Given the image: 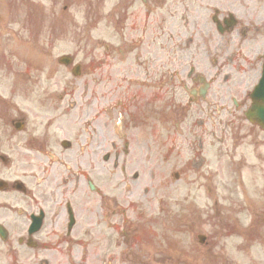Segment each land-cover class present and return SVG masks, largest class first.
Returning <instances> with one entry per match:
<instances>
[{"label": "flooded vegetation", "instance_id": "af4514ba", "mask_svg": "<svg viewBox=\"0 0 264 264\" xmlns=\"http://www.w3.org/2000/svg\"><path fill=\"white\" fill-rule=\"evenodd\" d=\"M104 16L107 26L108 21L114 23L113 31L121 43L116 49L118 60L127 59L128 65L108 71L112 51L105 46L101 72L85 74L93 85L89 82L82 93L86 116L82 123L76 126L67 121L72 125L60 126L61 107L51 108L56 118L40 112L41 122L23 145L35 154L14 151L21 142L13 133L0 132V225L7 230L28 226L26 237L18 240L22 250H10L14 255L40 246L39 233L48 230L45 222L50 220L53 198L74 195L81 186L80 161L63 168L66 177L59 171L52 175L57 188L53 193L49 172L35 184L32 160L41 154L58 164L64 161L58 155L66 159L69 150H73L69 156L77 159L95 157L99 150L110 162L112 122L105 120V115L109 117L113 110L126 116L120 119L119 130L129 133L127 126L142 130L145 125L147 132L143 133L152 138L156 159L150 161L154 169L148 175L149 183L162 181L166 165L181 166L175 171L177 178L182 170L191 175L201 171L195 175L207 179L223 173L242 175L249 156L257 157V147L264 144V139L256 140L255 124L246 116L259 77L252 81L250 75L260 73L264 57V0H120ZM256 57L255 61L248 59ZM3 113L10 118L8 111ZM135 118L137 124L133 125ZM124 142L122 153H131L130 142ZM114 155L117 164L119 153ZM196 165L199 169L193 167ZM91 171L97 178V166ZM64 202V208L61 204L56 209L57 216L69 218L68 207L72 205L75 222L70 233L74 227L82 229L73 206L76 201ZM215 205L226 208L217 201ZM41 211L45 213L43 225L31 234L29 227L38 223Z\"/></svg>", "mask_w": 264, "mask_h": 264}, {"label": "rangeland", "instance_id": "374dc122", "mask_svg": "<svg viewBox=\"0 0 264 264\" xmlns=\"http://www.w3.org/2000/svg\"><path fill=\"white\" fill-rule=\"evenodd\" d=\"M12 1H19V0H0V7L4 6L5 8H8L9 4ZM35 3H43V13H44V20L47 21V23H44V27L40 30V38L38 41L34 42V46L37 48V54L34 55V53H26L27 55L35 56L36 58H33L32 60H25L24 55L17 54L16 50H19L18 52L20 54H24L27 48L26 45H28V41L30 39V32L31 30H26L25 25H20L17 21H14L11 19V25L10 23L6 27H2V23L0 22V43L4 47V50L8 48L9 51V59L11 60L10 64V76L11 81L10 83L14 82L16 88L20 85L22 82V79H27L30 83L28 85L30 88L26 90L23 94L21 93V90H19L16 94H11V100L8 107H1L0 111L3 110H9L10 114H21L20 111L24 114V111H26L28 114H34L35 111L40 109L41 103L38 105L39 101L42 102V99L46 98V95H57L58 93L64 94V98H60L55 96L52 101L51 105L56 106L57 104H60L65 110L60 109L58 112L61 114V118H66L64 122H60L61 125H72V123L67 121H73V123H77L76 126H78L79 123H82V121L86 118L85 116V110L77 107H72V103L77 104L78 99H74L73 95H70L71 93L78 94L81 91H85V88L87 86V79H85L84 76L76 77L74 78L73 75L70 74L69 69L65 67H61L56 63V58L62 54H72L76 56L77 61H81L82 63L85 62L89 58L88 54L85 56V52L87 50V44L83 41L84 37V7L83 3L74 2L73 6L69 9L67 13H65L62 9L63 3L62 0H33ZM56 1V2H54ZM115 1V0H114ZM33 9L36 10V7L33 6ZM10 13L11 8H9ZM2 12V11H1ZM8 11H5L7 13ZM11 16V15H10ZM69 16L74 18V22L69 19ZM60 17H62L63 23H66V29L67 35L64 37V40L59 39L55 41V38L53 37L51 33V27L52 22L50 21H58L60 20ZM4 19V17H3ZM2 20V19H1ZM61 22V21H60ZM34 27L37 26L36 22L31 23ZM59 27V25H58ZM32 28V26H31ZM7 29V30H6ZM60 29V28H59ZM3 30H6L5 34H3ZM33 31V29H32ZM98 33L96 34H102L100 32V29L97 30ZM58 32V31H57ZM55 36V35H54ZM70 36V37H67ZM101 36V35H100ZM71 39L70 41H68ZM21 41L24 43L22 44ZM115 46L118 45L117 41L111 42ZM40 47V48H39ZM48 49L51 50V55H49ZM16 54V55H15ZM11 55H14L13 57ZM51 56V57H50ZM109 62L113 65L111 68V71H117L118 67H120V64L114 63L113 59L114 57L112 55L109 56ZM257 58H253L252 61H255ZM234 60H242V59H234ZM126 66V64L122 65ZM1 68V65H0ZM0 76H4V72L0 71ZM250 77L252 78V81L256 80L258 77V71L252 72ZM2 81L0 82V96L7 95L6 89L1 85ZM90 85H93L92 82L89 83ZM12 84L10 87L13 86ZM75 100V101H74ZM37 102V105L35 104ZM68 104V105H67ZM11 105V107H10ZM67 105V106H66ZM18 108V109H17ZM19 110V112H17ZM123 112V111H122ZM122 112L119 113V111L113 110L111 115L108 117V115H105V120L110 118V121L112 122L111 128H110V141L112 150V159L109 161H105L103 158V153H100L99 150H97V155L95 157L90 156V158H80L77 159V157H70L69 155L72 154L73 150H69L66 155V159L62 155H58V158L61 160H64L63 163H52V165L49 164L48 166V158H45L43 155L39 154L38 162L34 165V171L38 172V177L45 175L49 172L50 174V183L52 186V192L54 193L57 191V188L53 182V174L56 172H63V178L66 177L67 173L66 170L63 168H67V165L72 166L75 162L81 163V160H86L85 165L83 167L84 171L88 172L93 167L98 168V175L97 179L98 181H94L97 186L98 193H92V190H88V182L91 180L88 178V175L85 173V181L83 180V177L80 176L78 178L79 184L80 182L83 183L80 187L78 192H76L74 195H71L69 193L64 195V198L61 199L59 196L58 198H53L52 202L50 203V210L53 206V210L50 211L58 213L55 211L61 206V203L63 202V208L65 207L66 200H72L76 201L77 203V211L81 210L79 199H83L84 201L91 204L92 208L89 211L85 209L89 213L87 217L86 212L81 214V222L84 223L85 228L81 229L79 226L74 227L72 229V234L68 230V217L64 214L60 217H50V220L45 222L47 224V229L44 228V230L41 231L39 236L40 238H50L52 240L57 239V248L54 250L53 255H55L56 262L53 264H76L79 260H81L80 264H150L149 262H145L142 257L145 256V252L143 247L135 244V239L130 235V230L133 231L134 225L132 223H129V221L138 220L139 216H137L136 211L139 210L137 204H143L144 196L143 191H145L146 188H152L149 184V177L148 175L150 172L154 169V166H152V163L150 161H153L156 159V152L154 150V145H152L151 137L147 138V136L143 132L146 131V126L144 125L142 130L140 128H132L127 126L125 130H127L129 133L123 132L122 130H119V121L121 118H126ZM31 118V116H29ZM138 117V115H137ZM10 119L0 120V126L6 122H10ZM103 119V117H102ZM76 121V122H75ZM128 122V119L126 120ZM125 121V125L127 122ZM101 123V122H100ZM136 123V118L133 120L132 124ZM134 125V124H133ZM139 125V124H138ZM72 127V126H69ZM75 127V126H74ZM130 128V129H129ZM256 138L258 142L262 141V138H264V132H262L260 129L256 128ZM140 131V132H139ZM135 133L142 135L141 137H138L135 135ZM21 137H24V134H21ZM144 137V138H143ZM124 141L130 142L131 146V153L129 154H123L122 148H124ZM97 143V139L95 140ZM100 142L102 143L103 140L100 139ZM262 149H264V144L262 146L258 147V151L260 152ZM108 150V148H107ZM119 153V160L116 164V157L114 153ZM90 161V162H89ZM248 162H250V166L247 167V170L249 172L251 166L253 163H256L254 158L249 157ZM88 162L90 163L89 167L92 165V167H88ZM259 168L258 171L256 170L255 173H247L243 174L242 183H244V186H239V192L238 194L242 197L244 195L249 194V196H252L257 202L260 204H264V162L258 161ZM64 165V166H63ZM124 166V167H123ZM45 168L46 170L44 172L41 171V168ZM82 167V166H81ZM126 167V168H125ZM166 167V168H165ZM164 168V172L162 173V176L166 178L168 181L165 185H163L165 190L166 196L170 194V197L173 196V193L176 194L179 192V195L181 197H184L187 194V191L189 190L190 186L186 184L191 181V178L187 179L186 182H183L185 180V177L190 174L187 170L181 171V177L179 179V182L174 183V177L173 174L175 171H180L181 166L175 165H166ZM182 169V168H181ZM207 170V169H206ZM166 171V172H165ZM246 171V170H245ZM244 171V173H246ZM211 172V170H210ZM138 173V178L136 179L134 177V174ZM88 174H90L88 172ZM48 178V179H49ZM229 180V177H220L219 182L225 183ZM48 181V180H47ZM48 182L43 183L42 187H45ZM174 183V184H173ZM182 183H185V187ZM214 183V181H213ZM116 186V187H113ZM243 187V189H241ZM74 189V188H73ZM139 189V190H138ZM214 189V187H213ZM62 190V189H61ZM60 190V191H61ZM246 190V193L244 192ZM167 191V192H166ZM110 192V193H109ZM164 193V191H163ZM109 195L112 197L113 201H110L109 197H105V195ZM117 197H114V196ZM214 195V194H213ZM226 197L229 202H227V205H236L234 203L238 202L236 200L240 201V205L242 204L240 199L237 195L233 194V197L235 200H232L228 192L226 191ZM215 196V195H214ZM248 196V195H247ZM132 198H138L140 202H134L135 200ZM172 202L174 200V197H172ZM63 200L62 202H60ZM144 201V202H143ZM99 202H102L103 211H105V207L107 209V206H109L111 209H114L115 212L111 216L112 223H118L120 218L122 216H127L128 219L127 223H125V232L121 231V224L114 226V228H108L106 227V221H101L100 216L101 214L98 213L97 207ZM209 203V201L206 199V196H198L197 198V204L199 207L200 215L206 213L202 211V206L200 204ZM249 202V201H248ZM247 202L248 206H250V209L253 210L257 208L252 207ZM246 203V201H245ZM238 206V205H236ZM108 207V208H109ZM134 207V208H132ZM258 211L260 213L264 214V205L258 206ZM140 208H143L140 206ZM144 209V208H143ZM255 211V210H254ZM229 212L225 211L224 213ZM258 215V213H255V215ZM247 216L244 218L243 224L246 226L249 223H252L253 227H257L259 230V233L253 234L251 236L257 237L259 236V240L257 241V238H252L250 246H253L252 249H248L245 247H242V251L240 250V244L244 243V239L247 241L246 237L241 235H233L228 241L224 238L225 242H221V244L215 248V241L218 236V233L220 232V228H216L214 226H206L203 227L202 225H199V228L197 226H194L192 231H189L187 235L185 236L186 239V247L187 249H191V251H194V249L191 247L192 243V235L193 231L194 233L196 231L199 232L201 230L202 232L206 233L209 238V245L211 247V244L214 248V254H221V258L219 259L220 264H264V220L261 221L258 216L252 213V214H246ZM106 218V214L104 215ZM228 216V215H227ZM260 216V215H259ZM193 217V216H192ZM89 223V226H88ZM144 224L143 226H148L146 223H139V226ZM155 224V223H153ZM193 225H196L194 223ZM23 230V228H22ZM153 231H156L155 229H150ZM159 233L154 237L155 240H161L166 242L167 238V232L161 228L158 229ZM15 231V232H14ZM12 233V236L15 238H18V236L15 235L19 233L20 229H15ZM192 233V234H191ZM248 235V233H247ZM244 237V239H243ZM169 238V237H168ZM219 238L220 234H219ZM223 238V236H222ZM81 242H78V241ZM176 239H171L167 242V245L173 244ZM12 247H15L16 245H9ZM8 246V247H9ZM173 247V246H170ZM196 251L194 254H191L190 257L193 255H197L196 261L190 260L188 264H214V262L211 260L204 259V256L207 251L206 248L203 246L195 247ZM50 253L49 250L44 251V255L47 256ZM141 255L142 258L141 262H138V257L135 258L133 256L135 255ZM23 257V256H22ZM132 257V259H131ZM25 258V257H24ZM50 259L49 257H47ZM3 258L0 254V264L2 263ZM27 264H31V261L27 262ZM177 264H181L180 261L177 262Z\"/></svg>", "mask_w": 264, "mask_h": 264}, {"label": "water", "instance_id": "95a60500", "mask_svg": "<svg viewBox=\"0 0 264 264\" xmlns=\"http://www.w3.org/2000/svg\"><path fill=\"white\" fill-rule=\"evenodd\" d=\"M257 87V92L253 96L255 99V106L253 108L256 110V113L260 114V122L264 125V106L260 104V100L264 102V78Z\"/></svg>", "mask_w": 264, "mask_h": 264}]
</instances>
